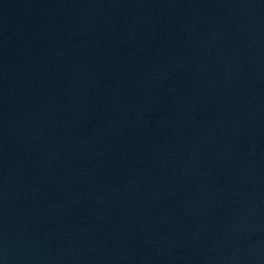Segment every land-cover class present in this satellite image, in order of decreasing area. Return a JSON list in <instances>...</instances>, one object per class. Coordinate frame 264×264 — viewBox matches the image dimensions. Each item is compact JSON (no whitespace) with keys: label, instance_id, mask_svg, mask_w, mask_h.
I'll return each mask as SVG.
<instances>
[{"label":"water","instance_id":"obj_1","mask_svg":"<svg viewBox=\"0 0 264 264\" xmlns=\"http://www.w3.org/2000/svg\"><path fill=\"white\" fill-rule=\"evenodd\" d=\"M0 264H264V0H0Z\"/></svg>","mask_w":264,"mask_h":264}]
</instances>
